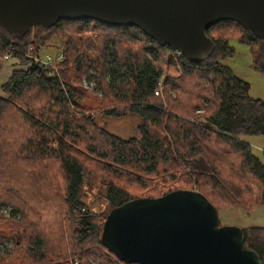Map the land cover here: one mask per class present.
I'll return each instance as SVG.
<instances>
[{"label": "trees", "instance_id": "1", "mask_svg": "<svg viewBox=\"0 0 264 264\" xmlns=\"http://www.w3.org/2000/svg\"><path fill=\"white\" fill-rule=\"evenodd\" d=\"M62 24H72L75 28L78 27L81 32L86 31V29L96 31L102 37L108 36L110 33L117 35L116 39H108L100 47L103 60L105 64L107 63L105 73L109 76L108 87L113 98L129 103L127 110L138 115L142 121L138 131L140 132L139 139L122 140L98 127L95 128L96 131L87 136L86 126L96 127V125L90 121L92 120L90 116L83 115L82 121L85 122L86 126L84 125L81 131L86 132L82 133V136L86 135L88 141L92 140L93 146L85 144L86 153L81 149L74 150V147L79 144L81 136L73 135L72 126L76 125V122L71 120L75 119L78 114L70 107H86V105L79 104L80 96L74 95V90H77L80 95L84 94L81 89L75 86L79 82H74L75 79H71L74 83L72 87L71 83L64 81V79L65 88L63 89L56 79L45 76L36 64V66L32 64L31 60L15 52L25 53L31 45V47L33 46L32 53H38V48L41 46L37 43L39 39L36 38L38 41L34 38L33 41L26 40L29 30L22 35H12L0 27V61L3 59L7 48L14 51L11 59L16 61L9 79L1 84L0 116L9 105H21L22 96L29 89H35V92L36 89L42 90L49 96L46 105H44L45 108H39L34 111V117L28 118L36 131L48 130L53 134L51 143L56 144L55 149L47 151L48 142L39 139L37 146L41 152H37L39 160H51L50 157H52L54 162H58L64 177L65 214L68 217L71 216L70 220L75 224V229H72L71 234H69L71 251L67 254L70 257L76 258L78 264H88L86 257L94 251H103L112 255L117 263L123 264L113 253L108 251L100 239L102 225L109 212L96 221L94 217L89 215V209H84L85 205L80 201L87 166L94 160L99 161L100 158L103 160L109 158L119 171L115 179L107 181L104 185L105 199L110 207L109 211L135 200V198L154 199L173 192V189L165 187L167 179L171 178L174 181L176 174L181 172L187 174L191 181H195L197 192L204 196L217 212L218 206L229 203H241L245 209H251L255 206L264 207V162L252 154V149L246 141L249 137L264 136V101L252 99L249 96V84L234 76L228 67L219 63L221 58L233 53L232 47L228 44V39H234L235 36L225 37V39H215L210 36V31L218 27L233 25L241 29L244 28L231 21H222L209 26L205 30V34L214 44L212 55L203 62L196 63L181 56L177 64L172 61L171 54L174 52L168 46H159L156 41L149 39L142 31L132 26H111L92 20H61L51 28L36 26L33 29L50 30L58 28ZM244 33L247 34V39L245 37L240 38L242 42H257L262 46L261 52L253 51V62L260 66L258 58L262 59L263 57L262 63L264 64V43L255 38L248 29H244ZM119 39L144 40L143 49L145 53H149L150 57L140 58L136 53L120 57L114 43V40ZM216 53L220 55L218 60L212 59ZM162 55L163 59H161ZM158 58L164 60L170 67L180 69L184 73L200 71L209 78L211 96L202 98L201 101L208 102L207 100H210L211 103H208L213 109L202 119L200 125L182 119L184 115L181 111L183 109L185 111V107L178 105L172 109L166 104L167 107L164 110L163 103L154 98L153 91L158 85L159 78L162 77V71L154 64ZM82 63H75L80 67L81 76L87 72ZM91 67L95 68L94 62L89 63L85 68ZM54 106L66 112L65 118L62 114L57 113L53 121L45 119L44 122H41L48 110ZM194 108L196 111L208 110L207 108L200 109L199 105H195ZM106 114L119 117L122 115V111L116 113L107 111ZM38 118H41L40 121ZM213 141H220L224 147L229 149L218 150V147L213 146ZM84 142L83 140L81 144ZM230 154L238 156L240 171L242 176H245L243 179L251 177L257 183L256 199H254V195L248 193L244 194L249 196L240 199L241 189L238 181L240 177H234L226 161ZM223 171H227L226 176H223ZM123 175L138 183L149 195L130 197L118 181ZM153 175H156L158 179L160 178L162 188L158 189L156 185L150 184L152 183L150 177ZM244 186L250 185L246 183ZM165 188L168 190L165 191ZM217 192H221V194L215 202L209 196H214ZM20 213L21 211H14L10 215L15 222L8 228L9 237L7 238L15 240L14 243L17 246L21 243L19 236L25 232L24 228H26L25 225L23 226L25 217H23L22 222H17V215ZM241 230L244 237V247L255 252L259 257L258 259L264 264V227L252 226L241 228ZM42 241L40 239L34 241L36 243L34 250L38 255L44 247ZM28 260L29 256L25 255L24 261H18L17 264H27ZM41 260L43 257H40L37 262L39 263ZM105 262L109 263V261ZM0 264H16V260L8 262L5 256H0Z\"/></svg>", "mask_w": 264, "mask_h": 264}, {"label": "rangeland", "instance_id": "2", "mask_svg": "<svg viewBox=\"0 0 264 264\" xmlns=\"http://www.w3.org/2000/svg\"><path fill=\"white\" fill-rule=\"evenodd\" d=\"M116 36L110 33L108 36L102 37L98 32L89 29L81 32L78 27L75 28L72 24H62L58 28L42 31L32 28L27 33L26 40L33 41V38H37L39 41L37 39L36 41L41 46L38 48V53H32L33 46L30 45L25 52L27 53L25 58L31 60L33 65L36 64L45 76L56 79L63 89L65 88L64 79V81L70 82L72 87L74 83L71 79H75L74 82H79L75 86L84 93L80 95L77 90H74V95L80 96L79 104L86 105V107H70L78 114L75 119L71 120L76 122V125L72 126L73 135L81 136L79 144L74 147L76 151L81 149L86 153L85 144L93 146L92 140L88 141L86 135L82 136V133L88 131L87 136H89L90 133L96 131L95 128L97 129V127L122 140L140 138V132H138L142 124L140 117L127 110L130 104L125 100L114 99L108 87L109 76L105 73L107 63L105 64L103 60L100 47L108 39H116ZM210 36L215 39L237 37L228 39V44L233 49L231 55L220 59V55L216 53L212 59H220L219 63L228 67L234 76L249 84V96L252 99L264 101L263 57L262 59L258 58L260 66L253 62V51L261 52L262 46L257 42H242L240 38L245 37L247 39V34L244 33V29L233 25L212 29ZM114 43L120 57L132 53H136L140 58L150 57L149 53H145L143 49L144 40L119 39L114 40ZM58 53H61L63 58L61 62L53 59ZM181 56V54L174 52L171 54V59L177 63ZM161 59H163V55ZM161 59L158 58L154 62L155 66L157 65V68L162 71V77L159 78L155 89L159 95L153 93L154 98L163 103L164 110L167 105L172 109L178 105L185 107L186 110L181 111L184 115L182 119L200 125L202 119L213 109L209 106L210 100H207L209 103L201 101L202 98L211 96L209 78L200 71L184 73L180 69L170 67ZM77 62H83L82 65L85 67L94 62L95 68L86 69L83 67L87 72L81 76L80 67L75 64ZM15 63L16 61L10 57L0 61V96L2 95L1 84L9 79ZM22 97L21 105H9L0 116V256H5L8 262L16 260V264L18 261H24L25 255L29 256L27 264H78L76 258L74 259L67 254L71 251L69 234H71L72 229H75V224L70 220L72 217L65 214L66 209L63 201L65 198V181L59 169V163L54 162L52 157H50L51 160L38 159L37 151L41 152L37 146L38 140H46L48 142L47 151H52L56 147V144L51 143L53 134L48 130L36 131L28 118L34 117V111L39 108H45L44 105H46L49 96L42 90L36 89L35 92V89H29ZM195 105H199L200 109L207 108L208 110L196 111ZM107 111H114V113L122 111V115L119 117L107 115ZM57 113L62 114L65 118L66 112L54 106L48 110L41 122H44L45 119L53 121ZM83 115L90 116L92 119L90 121L96 127L86 126L85 122L82 121ZM40 119L38 118L39 121ZM84 125L87 130L82 132L81 129ZM83 140L85 142L81 144ZM246 141L252 149V154L264 162V136L249 137ZM213 143L212 145L218 147V150L229 149L224 147L220 141H213ZM226 161L234 177H240L238 180L241 189L240 199L249 196L248 194L254 195V199H256L258 185L251 177L243 179L245 176H242L240 171L238 156L230 154ZM118 172L109 158L94 160L87 166L80 201L85 205L83 208L89 209V215L94 217L96 221L108 214L107 212L110 210L105 199L104 185L107 181L115 179ZM240 172L241 174H239ZM226 173L227 171H223V176H226ZM187 176L184 172L177 173L176 180L173 181L168 178L165 187L174 191L196 190L195 181H191ZM150 178L152 179L150 184L156 185L158 189L163 187L160 184V178L158 179L156 175ZM120 179L118 180L120 186L124 187L130 197L149 195L128 176L123 175ZM246 183L250 186H244ZM166 190L168 189L165 188ZM220 194L221 192H217L214 196L209 197L217 202ZM217 208L219 227L221 228L264 227L263 206L245 209L241 203H229ZM14 211H21L17 215L18 223L22 222L23 217H25L23 226L25 225L26 228H24L25 232L22 235L19 234V242L21 243L18 246L14 243L15 240L7 239L9 237L8 228L15 222L10 216ZM36 239L43 240L44 245L39 255L34 250ZM40 257H43V260L38 263ZM105 261H109V263ZM86 262L88 264H119L112 255L103 251L92 252L90 256L86 257Z\"/></svg>", "mask_w": 264, "mask_h": 264}, {"label": "water", "instance_id": "3", "mask_svg": "<svg viewBox=\"0 0 264 264\" xmlns=\"http://www.w3.org/2000/svg\"><path fill=\"white\" fill-rule=\"evenodd\" d=\"M61 20L136 27L195 63L213 53L205 30L215 23H236L264 43V0H0V27L12 35ZM218 220L204 196L177 190L109 211L100 239L124 264H262L241 228Z\"/></svg>", "mask_w": 264, "mask_h": 264}, {"label": "built area", "instance_id": "4", "mask_svg": "<svg viewBox=\"0 0 264 264\" xmlns=\"http://www.w3.org/2000/svg\"><path fill=\"white\" fill-rule=\"evenodd\" d=\"M14 51L12 50V49H10V48H7L6 49V52H5V55H4V59H8L9 57L11 58V56H12V53H13ZM17 54H19V55H22V56H26V54L27 53H22V52H19V51H15ZM178 53V52H177ZM180 54V53H179ZM53 59H55V61H58V62H61L62 60H63V58H62V56H61V53H58V55H55V57H53ZM154 94L155 95H159V92H157V90L156 91H154Z\"/></svg>", "mask_w": 264, "mask_h": 264}, {"label": "crops", "instance_id": "5", "mask_svg": "<svg viewBox=\"0 0 264 264\" xmlns=\"http://www.w3.org/2000/svg\"><path fill=\"white\" fill-rule=\"evenodd\" d=\"M259 227H261V226H259Z\"/></svg>", "mask_w": 264, "mask_h": 264}]
</instances>
